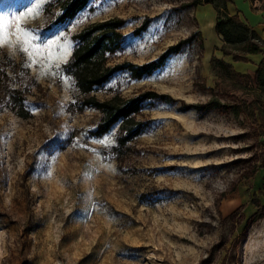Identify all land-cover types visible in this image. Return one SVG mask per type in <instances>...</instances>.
Here are the masks:
<instances>
[{"label":"rangeland","instance_id":"1","mask_svg":"<svg viewBox=\"0 0 264 264\" xmlns=\"http://www.w3.org/2000/svg\"><path fill=\"white\" fill-rule=\"evenodd\" d=\"M69 1L48 0L21 23L31 56L14 27L0 47V264H264V74L254 82L264 56L225 55L206 0H88L60 21ZM29 6L0 0V14ZM228 8L261 27L264 50V0ZM117 21L105 68L149 64L186 42L151 75L120 70L89 95H156L131 116L142 134L125 144L122 121L96 136L102 114L64 68L77 35ZM214 58L251 82L218 77Z\"/></svg>","mask_w":264,"mask_h":264},{"label":"trees","instance_id":"2","mask_svg":"<svg viewBox=\"0 0 264 264\" xmlns=\"http://www.w3.org/2000/svg\"><path fill=\"white\" fill-rule=\"evenodd\" d=\"M88 3V0H70L64 7V12L60 16V21L73 19L80 11H82ZM205 3L213 5L216 11L214 31L222 40L223 47L228 49V55L234 62H245L247 56L261 55L264 56L263 41L259 34L249 24L243 21L238 12L231 14L228 5L230 0H218L216 3L213 0H206ZM200 3H195L199 5ZM122 22L103 23L96 25L91 30H86L77 35L78 46L72 53L70 61L64 66L65 70L74 79L78 92L84 97V107L93 108L102 114V119L97 125L95 134L97 137H102L109 133L114 125L122 121V129L126 128V135L120 139L121 144H125L142 134L141 124L130 121L131 116L138 114L142 109L145 100L155 98L152 93H145L137 98L127 101H106L98 102L94 98L89 97L93 89L107 83L110 78L118 71L125 70L135 79H141L144 76L151 75L155 70L161 68L168 55L177 53L182 45L186 42L178 44L175 47H170L157 61L142 66H135L126 63L115 68H105L106 55L114 53L119 48V34L114 31L119 29ZM110 30L101 35L95 33ZM94 35V36H93ZM245 60V61H244ZM213 72L216 75L226 76L228 79H240L241 86L248 85L251 78L247 74L235 72L231 65L216 58L211 61ZM219 72V73H218ZM264 74V59L256 66L254 82L261 87L262 77ZM264 82V81H263ZM165 99V97H162ZM209 108H212V103H209ZM257 211L252 215L251 219L255 220L263 213Z\"/></svg>","mask_w":264,"mask_h":264},{"label":"snow or ice","instance_id":"3","mask_svg":"<svg viewBox=\"0 0 264 264\" xmlns=\"http://www.w3.org/2000/svg\"><path fill=\"white\" fill-rule=\"evenodd\" d=\"M48 0H30V6L26 11L9 17L5 14H0V47L5 46L9 43L7 36L10 28H15V32L12 34L17 37V43L23 45V52L31 56L30 47L32 45L33 37L29 34L28 31H25L21 28V23L29 18L39 16L43 11V6L47 3ZM34 5V6H33ZM62 15V14H58ZM81 20H77L75 23H80ZM53 35H59V31L53 33ZM56 41H53L55 44ZM53 45H48L51 48ZM69 46L66 43L65 49Z\"/></svg>","mask_w":264,"mask_h":264},{"label":"crops","instance_id":"4","mask_svg":"<svg viewBox=\"0 0 264 264\" xmlns=\"http://www.w3.org/2000/svg\"><path fill=\"white\" fill-rule=\"evenodd\" d=\"M260 15H262V14H264V10H260V13H259ZM254 27V30L255 29H261V27L259 26V25H256V26H253ZM252 27V28H253ZM263 27V26H262ZM256 31V30H255ZM249 57V56H248ZM250 57H254V56H252V55H250ZM235 65V63H233V66Z\"/></svg>","mask_w":264,"mask_h":264}]
</instances>
